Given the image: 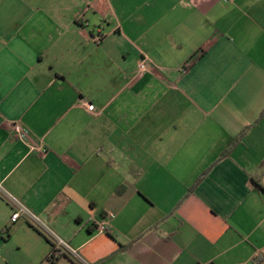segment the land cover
Wrapping results in <instances>:
<instances>
[{"label": "crops", "instance_id": "0c3cea01", "mask_svg": "<svg viewBox=\"0 0 264 264\" xmlns=\"http://www.w3.org/2000/svg\"><path fill=\"white\" fill-rule=\"evenodd\" d=\"M255 181L264 0H0V264H264Z\"/></svg>", "mask_w": 264, "mask_h": 264}, {"label": "built area", "instance_id": "2783aa9c", "mask_svg": "<svg viewBox=\"0 0 264 264\" xmlns=\"http://www.w3.org/2000/svg\"><path fill=\"white\" fill-rule=\"evenodd\" d=\"M148 65H149L148 60H147V59H144V60L139 64V70H140L141 72H145V71H147V69H148ZM88 109H89L90 111H94V110H95V107H94L93 105H89ZM14 130H15V132H16L17 137H18L20 140L25 141V140L28 139V137H29V131H28L27 128H25V127L23 126L22 123H20V122H16L15 125H14ZM14 201H15V203H17V204L19 205V210L16 211V212L12 215V218H11L12 223H16V222H18V220L21 218V215H22L23 213H25V212H26V213H30L29 210H27V208H25V207H24V206H23L18 200L14 199ZM34 217L38 220V218H37L36 216H34ZM100 230H101L102 232H104V231L106 230L105 226H102V227L100 228ZM60 243H61V242H60Z\"/></svg>", "mask_w": 264, "mask_h": 264}, {"label": "trees", "instance_id": "16d2710c", "mask_svg": "<svg viewBox=\"0 0 264 264\" xmlns=\"http://www.w3.org/2000/svg\"><path fill=\"white\" fill-rule=\"evenodd\" d=\"M255 187L258 191H261L264 193V187L262 186V184H260V182L255 181ZM58 256H56L55 254H52V259L55 260L57 259ZM257 261L259 262H263L264 263V258H258Z\"/></svg>", "mask_w": 264, "mask_h": 264}]
</instances>
